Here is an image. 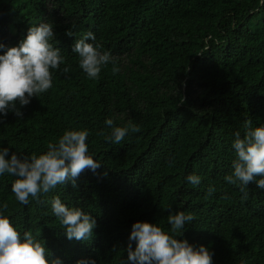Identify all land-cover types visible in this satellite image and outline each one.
<instances>
[{
  "label": "trees",
  "instance_id": "trees-1",
  "mask_svg": "<svg viewBox=\"0 0 264 264\" xmlns=\"http://www.w3.org/2000/svg\"><path fill=\"white\" fill-rule=\"evenodd\" d=\"M41 21L53 24V44L70 70H54L52 88L16 103L21 116L10 110L0 118V147L23 157L45 151L66 129L87 128L89 154L101 166L27 205L15 200L14 178L0 177L13 226L42 239L63 264L89 257L120 264L132 223L167 230L171 209L194 216L176 238L204 245L212 264H264V190L250 183L242 199L223 179L233 134L243 135L246 119L264 124V0H0V43L15 46ZM86 31L118 73L108 64L92 80L79 68L71 44ZM106 118L139 131L120 145L105 142ZM54 196L95 218L87 241L65 237L51 212Z\"/></svg>",
  "mask_w": 264,
  "mask_h": 264
},
{
  "label": "clouds",
  "instance_id": "clouds-1",
  "mask_svg": "<svg viewBox=\"0 0 264 264\" xmlns=\"http://www.w3.org/2000/svg\"><path fill=\"white\" fill-rule=\"evenodd\" d=\"M66 35L72 36V33L66 32ZM53 40V24L41 21L30 25L15 46L6 47L0 43V118L10 110L21 116L16 103L27 105L32 97L52 88L54 70L69 72L65 56L54 46ZM95 40V34L86 31L71 44L79 68L92 80L98 79L102 68L108 64L112 65L113 74L118 73L120 68L116 59L109 51L102 50L100 44L94 43ZM104 124L110 132L101 130L99 135L114 145H120L127 136L139 131V127L131 122L116 126L112 118H106ZM89 135L87 128H69L48 142L45 151L23 157L10 153L8 147H0V177L7 174L14 178L11 191L15 200L27 205L30 197L38 199V194L48 193L57 185L69 182L75 186L76 178L85 168L95 173L101 163L89 154L86 143ZM233 135L231 172L223 179L227 184L237 186L243 194L242 199H246L250 183L264 190V124L254 127L246 119L243 135L240 131ZM185 180L192 185L201 183L197 174H188ZM207 191L210 195L215 189L209 186ZM7 207V203L0 202V264H63L60 258L51 255L42 239H37L31 231L21 232L13 226L4 214ZM50 207L67 239L87 241L93 235L96 220L88 212L68 206L59 196L51 199ZM168 212L170 227L167 230L158 223H132L125 249L127 256L120 264H212V253L204 245L194 246L184 238H176L194 216L184 211L168 209ZM131 241H135V248ZM76 264H96V261L90 257L82 258Z\"/></svg>",
  "mask_w": 264,
  "mask_h": 264
}]
</instances>
